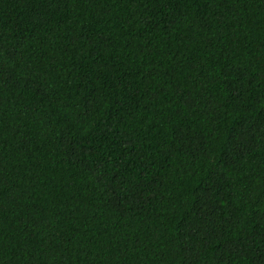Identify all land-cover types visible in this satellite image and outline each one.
Returning a JSON list of instances; mask_svg holds the SVG:
<instances>
[{
  "label": "trees",
  "instance_id": "obj_1",
  "mask_svg": "<svg viewBox=\"0 0 264 264\" xmlns=\"http://www.w3.org/2000/svg\"><path fill=\"white\" fill-rule=\"evenodd\" d=\"M0 264H264V0H0Z\"/></svg>",
  "mask_w": 264,
  "mask_h": 264
}]
</instances>
